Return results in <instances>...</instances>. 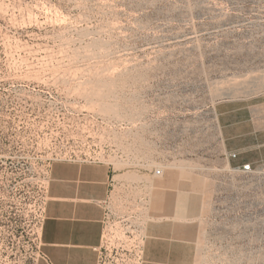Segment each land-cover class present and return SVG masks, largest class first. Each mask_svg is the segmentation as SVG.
<instances>
[{
  "label": "rangeland",
  "instance_id": "1",
  "mask_svg": "<svg viewBox=\"0 0 264 264\" xmlns=\"http://www.w3.org/2000/svg\"><path fill=\"white\" fill-rule=\"evenodd\" d=\"M60 163L110 171L101 264H264V0H0V264Z\"/></svg>",
  "mask_w": 264,
  "mask_h": 264
},
{
  "label": "crops",
  "instance_id": "2",
  "mask_svg": "<svg viewBox=\"0 0 264 264\" xmlns=\"http://www.w3.org/2000/svg\"><path fill=\"white\" fill-rule=\"evenodd\" d=\"M110 171L103 166L55 164L41 229L39 264H101L103 209Z\"/></svg>",
  "mask_w": 264,
  "mask_h": 264
},
{
  "label": "built area",
  "instance_id": "3",
  "mask_svg": "<svg viewBox=\"0 0 264 264\" xmlns=\"http://www.w3.org/2000/svg\"><path fill=\"white\" fill-rule=\"evenodd\" d=\"M230 158L232 159H236L238 157L237 153H230L229 155ZM240 170L244 173L250 174L253 172V168L251 164H247V165H241L240 166ZM157 175H162V171L161 170H157L156 171ZM43 258L47 259V257L45 255H43Z\"/></svg>",
  "mask_w": 264,
  "mask_h": 264
}]
</instances>
